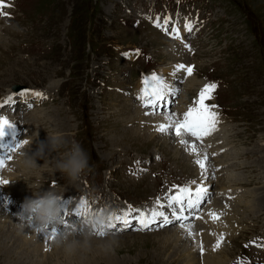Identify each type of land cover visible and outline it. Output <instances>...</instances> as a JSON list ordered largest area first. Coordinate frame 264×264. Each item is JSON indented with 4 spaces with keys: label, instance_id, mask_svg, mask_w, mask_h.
<instances>
[{
    "label": "rangeland",
    "instance_id": "rangeland-1",
    "mask_svg": "<svg viewBox=\"0 0 264 264\" xmlns=\"http://www.w3.org/2000/svg\"><path fill=\"white\" fill-rule=\"evenodd\" d=\"M199 3L212 10L213 14L208 15L206 27L196 38L198 49L192 59L199 69L200 78L210 75L224 80L217 97L228 111L221 134L224 131L222 135L226 140L233 135V144L229 146L232 153L225 164L226 168L234 165L233 179L239 183L236 187L245 190H241V199L235 198V202H231L232 208L227 204L217 208L210 191L228 185L230 179H225V176L218 179V174L213 172L215 182L205 202L194 209V218L197 223L202 219V224L204 218L195 216L214 205L213 209L219 215V220L214 222L223 229L230 224L227 239L221 245L225 251L222 252L225 255H221L226 257L225 264H240L243 255L247 262L264 264V151L257 152L256 148L257 145L264 148V0H202ZM124 4L127 0H20L14 17L4 20L0 16V97L21 86L33 90L48 89L53 98L34 108L39 109L37 115L41 113L43 117H36L33 121L29 113L36 111L34 109L24 114L26 122L35 123L28 129L38 137L34 139L33 148L26 153L32 155L40 141H47L43 138L46 137L44 132L47 136L57 134L64 141L45 161L37 157L38 166L31 168L25 166L23 158L19 163L21 167L15 164L27 146L17 147L11 152L7 165H11L12 171L15 167L20 171L14 177V173L11 174L4 185H16L13 187L16 196L12 199L17 201L19 209L26 197L51 188L64 193L79 191L80 194L93 190L94 194L103 193L107 202L113 194L117 211H120L123 199L136 203L156 199L160 193H166L165 183L172 180L171 176L168 179L167 173L187 180L199 176L197 164L189 165V160L184 163L174 152L178 143L174 134L152 133L150 130L152 134H146L147 127H142L136 118L126 119L127 109L132 108L129 104H133V100L126 105L125 100L129 98L115 89L112 93L109 88L124 79L123 64L115 51L118 44L142 45L156 56L157 63L173 60L167 50L170 42L151 28L142 31L145 25L140 24L134 33L129 28L130 34L123 31L120 17L128 15L122 9ZM214 14H218L217 19ZM71 16L73 18L70 19ZM243 32L248 41H253L258 35L262 41L263 54L259 51L256 60L250 53L254 48L249 49ZM168 69L161 66L159 70L165 73ZM134 83L137 84L132 76L118 86L127 88ZM194 92V88L183 86L181 99L190 101ZM28 138L31 134H27ZM73 142H78L86 150L91 166L75 181L69 180L59 170L54 171L55 161L68 151ZM2 185L0 192L4 190ZM234 191L236 195L241 194ZM74 196L71 199L62 197L61 200L66 224L77 223L78 220L73 209L80 196ZM66 211L69 214H65ZM63 227L61 224L58 231ZM8 228L12 232L15 230L14 226ZM2 229L0 264H81L98 259L96 252L82 242L71 249L61 245L58 247L61 251H52L53 240L48 239L49 236L39 235L40 240L35 242L31 229L27 228L21 232L25 240L31 236L27 246L14 247L13 237L10 238L6 227ZM158 230L143 234L133 229L114 233V242L111 235L106 236L111 241L109 251L119 258L128 257L124 264H190V260L188 262L184 257L185 251L176 247L172 238L170 242L154 243L159 238H154L153 234L166 228ZM16 233H20L18 228ZM99 238L104 237L96 239ZM159 244L165 246L160 248ZM10 247L13 251L9 250ZM187 247L185 245V249ZM31 257L35 261L30 260Z\"/></svg>",
    "mask_w": 264,
    "mask_h": 264
},
{
    "label": "snow or ice",
    "instance_id": "snow-or-ice-1",
    "mask_svg": "<svg viewBox=\"0 0 264 264\" xmlns=\"http://www.w3.org/2000/svg\"><path fill=\"white\" fill-rule=\"evenodd\" d=\"M5 0H0V9L5 7ZM0 15L7 16L8 13L0 11ZM171 17H166L161 22L160 17H156L153 21L154 25L157 28H160L167 35L172 36L174 39L183 40L181 36L180 29L176 26H172L171 31H169L168 25L171 21ZM185 30L191 32L193 30L192 24L189 22L185 24ZM185 47L190 49V45L185 43ZM136 54H139V50H135ZM125 55H129L126 53ZM194 66L177 64L173 68L172 76H176L178 73H185L186 75H191L193 73ZM141 89L137 97L141 101V107L147 109L145 115H161L164 117V121L156 125V131L161 134H174L179 138V143L182 146H187V150L192 154H196L199 157L198 149L195 142L189 141L188 138H194V140L202 141L204 137H207L216 130V125L218 124V113L215 109L218 105L209 104L207 101L213 98L216 88L218 85L215 83L205 84L204 87L200 90L197 99L193 102V105L189 106L188 109L182 114H177L174 111L170 110V105L175 103V97L179 94V89L174 88L169 82L162 77L161 75L152 72L149 74H142L141 77ZM37 97H42L41 92L35 91L32 93ZM13 98L9 96L5 103H12ZM4 105L0 104V107ZM11 126V122L7 117L0 116V137L5 135V127ZM27 141L17 142L15 148L20 147L23 144H26ZM15 148H9V152L13 151ZM215 155V153H213ZM10 156L0 157V168L5 166V161L10 159ZM159 157H157L158 159ZM208 155L205 153L202 158H197L195 163L201 169L202 175L207 172ZM7 181H2L0 184H6ZM197 181H192L191 185H173L172 189L175 191L172 192V189L169 191L172 193L167 195V206L173 208L172 219L165 215L163 204L159 198L156 200V206L151 209H143L134 207L131 204H128L125 209L120 210V214H114L112 217L113 223L108 225L109 228H117V223L122 225L119 229L121 231L127 230L133 226V221L139 224V228L135 229L138 231L149 230L153 224L157 223L159 218H163L162 223L159 225L161 227L168 224H172L174 221L180 222V227L185 228L188 235H193L191 225L185 224L184 221L188 220V216L184 215L185 211L188 209H198L202 203L205 202V197L208 194L209 189L200 185L198 187H192L196 185ZM81 207L74 208L73 211L79 215L84 216L89 210L88 201L81 199ZM175 206V207H173ZM178 210V211H177ZM65 214H69L67 211ZM210 216L213 219H219V215L216 213H210ZM62 222L65 223L62 218ZM57 235V230H51L48 236L55 238ZM223 237L221 236L218 239L217 244L214 246L218 248L222 241ZM252 243H255L253 241ZM247 247V245H246ZM201 253H203L202 243L199 245Z\"/></svg>",
    "mask_w": 264,
    "mask_h": 264
},
{
    "label": "bare ground",
    "instance_id": "bare-ground-1",
    "mask_svg": "<svg viewBox=\"0 0 264 264\" xmlns=\"http://www.w3.org/2000/svg\"><path fill=\"white\" fill-rule=\"evenodd\" d=\"M243 35H244V39H245V41H247V44L249 45V49H252L253 48V45H252V43L251 42H253V41H251V39H250V41H248V36L246 35V33L245 32H243ZM243 37V36H242ZM240 38V37H239ZM241 42V41H240ZM170 47H174V50L177 52V47H179V43H173L172 42V44L170 45ZM251 53V55H252V58H253V56L254 55H256L257 54V50L256 49H254V52L252 53V51L250 52ZM48 55V54H47ZM173 55H176V53H174ZM254 59V58H253ZM252 59V60H253ZM263 59H264V57H263ZM177 65V64H176ZM175 66V65H174ZM161 68V67H160ZM159 68V69H160ZM14 72V71H13ZM12 72V73H13ZM161 73H162V71H161ZM172 73V72H171ZM14 74V73H13ZM14 77V76H13ZM201 81H200V79H198L195 75H193V76H190V77H188L186 80H185V82H184V85L183 86H187L188 88L189 87H192V88H194L195 86H197V85H200L201 83H200ZM36 99H38V98H36ZM126 101V100H125ZM129 102H131V98H129L126 102H125V104L126 105H128L129 104ZM129 105H132V108H130L129 110L127 109V113H126V119L128 120V121H130L129 119H133V117L134 118H136L138 121H140L141 119H142V116H143V114H142V110L141 109H138L137 107H136V104H129ZM120 108H121V106H120ZM34 110H36V109H34ZM39 109H37L36 111H34V112H32V113H29L30 114V117L32 118V120L33 121H35V118L37 117H41L42 115H41V113H40V116L39 115H37V113H39L40 111H38ZM31 111H33V110H31ZM43 112V111H42ZM16 113L18 114V115H20V114H23V112H21V109H18L17 111H16ZM25 114V113H24ZM29 114H28V116H29ZM44 116V115H43ZM42 116V117H43ZM124 118V117H123ZM125 119V118H124ZM37 120V119H36ZM42 120V119H41ZM55 120V119H54ZM45 121V120H44ZM118 121V120H117ZM32 122V121H31ZM51 122V121H50ZM64 122V121H63ZM162 122H165L164 121V117L163 116H153V117H151V118H148V123L152 126V127H154V129L156 130V125L157 124H159V123H162ZM131 123V122H130ZM34 122H32V126H34ZM52 126V125H51ZM27 127H29V123H28V125H27ZM58 128V127H57ZM222 128H223V126H222ZM17 129L15 128V127H10V126H8V127H5V129H4V132H5V134H7V139L5 140V142L10 146V145H12V143L14 142V137H15V135L17 134V131H16ZM141 130V129H140ZM222 130V129H221ZM16 131V132H15ZM57 131H59V130H57ZM42 132V131H41ZM135 132V131H134ZM37 133V132H36ZM223 133H224V131H223ZM222 133V134H223ZM29 134H31V138H30V144H29V146L25 149V152H27V150H29V148H33L32 146H33V144H34V139H38V137H35V133H32V132H30L29 131ZM33 134V135H32ZM44 134H46V137H43L44 139H48V136H47V133L46 132H44ZM136 134V133H135ZM146 134H152L149 130H146ZM222 134H219V140H217V139H212V140H210V142L207 144V145H198V147L201 149V152H200V154H203L204 152H207V149H208V145H211L212 147H211V149H210V151H214V152H218V151H222V152H220V153H218V154H216L214 157H211L210 159L211 160H213V162H214V166H216V165H218V164H225L227 161H228V158L230 157V155H231V153H232V150H230V147L229 146H231L232 144H233V141H231V139H232V137H233V135L230 137V138H227V140H226V137L224 136V135H222ZM39 135H41L40 133H39ZM50 135V134H49ZM57 135V134H56ZM158 135V134H157ZM157 135H156V137H157ZM161 135V134H160ZM168 135V134H167ZM137 136H138V134H137ZM144 136V135H143ZM42 137V136H41ZM63 137H65V136H63ZM150 138V137H149ZM264 139V138H263ZM176 140V139H175ZM261 140V139H260ZM219 141L221 142L220 144H218L219 143ZM157 142V141H156ZM261 142V141H260ZM168 143V142H167ZM37 146H38V144H37ZM257 152H263L264 151V148L262 147V145H257ZM203 150H205V151H203ZM246 151H248V150H246ZM174 152L178 155L179 154V156H177V157H179V158H181L182 159V161L185 163V162H188V158H186L184 155H183V153L180 151V150H177V149H175L174 150ZM234 152V151H233ZM256 152V150H254V153ZM237 153L238 152H235V155H237ZM245 153H248V152H245ZM57 154V153H56ZM31 155V154H30ZM175 155V154H174ZM234 155V154H233ZM52 156H54V155H52ZM175 157V156H174ZM235 158V157H234ZM22 160V157H19L18 158V160L16 161V165L17 166H19V167H21V164L19 165V163H20V161ZM180 162V161H179ZM238 162V161H237ZM36 163H37V161H36ZM187 165V164H186ZM190 165V164H189ZM116 166V165H115ZM142 166V165H141ZM196 166V165H195ZM233 167H232V169H231V174L229 175V177H228V179H230V180H232V181H228V185H226V186H224V188L226 187V189L228 190V194H230L231 195V197H232V201H234V199H235V197L236 198H239V199H241L242 197H243V194L241 193V190H245V189H241L240 190V188H238V187H236V184H239V183H237L236 181H238L237 179H233V177H234V175H233V172L236 170V168H234V165H232ZM197 167H199V166H197ZM49 168V167H48ZM185 168V167H184ZM231 168V167H230ZM9 169H11V165H8L5 169H3V175H5V177H4V180H8L10 177H11V174H13V177L14 176H16L17 175V173H18V171H20L19 170V168H18V170L16 169V170H13L12 171V169H11V171H9ZM22 169H24V167H22ZM261 169V168H260ZM222 170H225V167H223V169ZM221 170V171H222ZM57 171V170H56ZM195 171V170H194ZM54 172V171H53ZM187 173V172H186ZM189 175H187V177H188ZM263 176V175H262ZM237 178V177H236ZM226 179V178H225ZM227 181V180H226ZM245 181V180H244ZM241 182V181H240ZM18 185H20V184H18ZM243 185V184H242ZM245 185V184H244ZM14 186H16V185H12V183H10L9 185H7V186H5L4 185V190L3 191H1L0 192V231H1V233H2V231H4L2 228H7V230H8V232H9V234H10V238H12L13 237V243H14V247H17L18 245H21V246H27V241L29 240H31V236L29 237V238H27L26 240L23 238V235H22V233L20 232L19 234H17L16 233V228H17V218L14 216V213L16 212V211H18L17 210V208L15 209V208H13L10 204H9V206L7 207V209L4 207V199L6 198V197H8V198H13V197H15L16 196V194H15V191H13V187ZM200 186V185H199ZM205 186V185H204ZM72 187H73V185H72ZM71 187V189L73 190V188ZM192 187H196V186H193L192 185ZM220 188V187H219ZM234 189L237 191V192H239V193H241L240 195H237V196H235L236 194H235V191H234ZM75 191H77V190H75ZM256 191V190H255ZM246 192V191H245ZM256 193V192H255ZM111 195V194H110ZM257 195V194H256ZM258 197H259V195H258ZM209 198H210V196H209ZM114 200V198H113V194H112V196H109V201H113ZM238 200V199H237ZM237 200H236V202H237ZM231 201V202H232ZM244 201V200H243ZM251 201V200H250ZM4 202V203H3ZM13 202H14V204L16 205V207H18V205H17V201H15V200H13ZM213 202V201H212ZM235 202V201H234ZM242 202V201H241ZM250 203V202H249ZM264 203V202H263ZM211 204V203H210ZM215 205V204H214ZM214 205H212V206H209L207 209H206V213H205V215H204V219H203V223L202 224H206V225H209V226H211V225H215L216 227H219V224L218 223H214V220L215 219H213L211 216H210V213H212V212H214L215 213V211L216 210H214L213 209V206ZM228 205V204H227ZM226 205V206H227ZM216 207H217V204L215 205ZM235 206V205H234ZM237 206V205H236ZM235 206V207H236ZM204 207H205V205H204ZM225 207V206H224ZM224 207H222V210L221 211H223V208ZM230 208H232L231 207V204H230V206H229ZM251 207V209H252V206H250ZM256 207V206H255ZM13 208V209H12ZM218 208V207H217ZM237 208V207H236ZM16 211H15V210ZM250 209V210H251ZM254 209V208H253ZM229 210L230 209H228V212L227 213H229ZM245 210V209H244ZM220 211V212H221ZM224 211H226V209L224 210ZM232 211V210H231ZM234 211V210H233ZM218 213V212H217ZM216 213V214H217ZM236 213V212H235ZM254 213H255V211H254ZM196 214V213H195ZM232 214V213H231ZM220 216H222V215H220ZM229 217V216H228ZM231 217V216H230ZM202 218V217H201ZM225 218V217H224ZM226 219V218H225ZM227 219H229V218H227ZM234 219H237V218H235L234 217ZM202 220V219H201ZM200 220V221H201ZM219 220V219H218ZM224 220V219H223ZM222 220V221H223ZM232 220H233V218H232ZM200 221L198 222V223H200ZM216 221V220H215ZM221 221V220H220ZM238 221V220H237ZM219 222V221H218ZM244 222V221H243ZM220 223V222H219ZM225 223H227V222H225ZM233 223V222H232ZM241 223V222H240ZM15 224H16V226H15ZM228 224V223H227ZM239 224V223H238ZM241 225V224H240ZM243 225V224H242ZM13 227L14 226V232H12L8 227ZM233 226V225H232ZM235 226V225H234ZM152 227V226H151ZM224 228H225V226H224ZM28 229V228H27ZM235 230V229H234ZM25 231H26V229H25ZM196 231H198V233H199V236H198V241H200L201 243H202V245H203V249H204V251H203V253H202V256L199 258V260H200V262H201V264H225L226 263V257L224 258V257H222L221 255H225L224 253H222L221 254V252H225L224 251V248L221 250V248H220V246L218 247V248H215L214 246H215V244H217V241L218 240H216L214 243H212V244H206V240H205V238L206 239H208V235L209 234H206L205 235V237H204V235H203V233H202V231L197 227V229H196ZM228 231H229V229H228ZM231 232V231H230ZM234 232V231H233ZM0 233V234H1ZM29 234V233H28ZM31 235H32V238L34 239V241L35 242H37V241H39L40 239H39V235H37V234H35V233H31ZM40 235H42L43 236V234H40ZM154 235V238L155 237H158L159 238V240L157 241V242H154L155 244L156 243H161V242H163L164 240H167L168 242H170L171 241V239L170 238H172L173 240H177L179 237L176 235V233L172 230V229H170V228H168V229H166L165 231H163L162 230V232H160V233H158V234H153ZM152 235V236H153ZM171 237H170V236ZM233 235V234H232ZM234 235H235V233H234ZM109 237V236H108ZM108 237H104V238H99V239H96V238H91L90 240H89V242L86 244L87 246H89L90 247V249H93L94 250V252H96V255H97V257H98V259H95V260H93L92 262H89V263H93V264H124V263H126L127 262V258L126 257H122V258H119L118 256H116V255H112L110 252L111 251H109V245L111 244V241H109V240H107V239H109ZM231 237V236H230ZM48 239H50V240H53L54 238H52V237H50L49 236V238ZM112 239V238H111ZM227 239V238H226ZM46 240V239H45ZM116 242V241H115ZM42 243H44V242H42ZM41 243V244H42ZM200 243V244H201ZM32 244V243H31ZM53 244V246H52V248H53V250L52 251H55V252H59V251H61V250H59V246H61V245H57V244H55L54 242L52 243ZM125 244H126V242H125ZM47 245H48V242H47ZM85 245V244H84ZM160 245V248H163L164 246H165V244L164 245H161V244H159ZM176 245V244H175ZM158 246V245H157ZM33 247L37 250L38 248L37 247H35L34 245H33ZM89 247H87V248H89ZM177 247V246H176ZM86 248V249H87ZM7 250V249H6ZM10 251H13L12 250V248L10 247V249H9ZM17 250V249H16ZM186 250V252H187V255L188 256H190V259L189 258H185V259H187L188 260V262H189V260H190V264H196V262L198 263V264H200L199 263V260L197 259V257H196V254L194 255L193 253H192V251H191V249L189 248V247H187V249H185ZM217 251H219V253H220V255H219V253H217ZM181 252H183V251H181ZM172 254V253H171ZM23 255V254H22ZM44 255V254H43ZM157 255V254H156ZM170 254H168V256H169ZM26 256V255H25ZM37 256V255H36ZM171 256H173V254L171 255ZM175 256V255H174ZM173 256V257H174ZM30 257V256H29ZM185 257V256H184ZM153 258V257H152ZM183 258V257H182ZM195 259H197V261H195ZM229 259V258H228ZM30 260H34L32 257L30 258ZM29 261V260H28ZM35 261V260H34ZM85 261V260H84ZM86 263H81V264H89L88 263V261H85ZM130 263H132V262H130ZM229 263V262H228Z\"/></svg>",
    "mask_w": 264,
    "mask_h": 264
},
{
    "label": "clouds",
    "instance_id": "clouds-1",
    "mask_svg": "<svg viewBox=\"0 0 264 264\" xmlns=\"http://www.w3.org/2000/svg\"><path fill=\"white\" fill-rule=\"evenodd\" d=\"M30 143L27 141L26 144ZM64 141L59 135H49L47 141H40L36 151L32 155L21 152L23 163L26 167L31 168L38 166L36 158H42L44 161L52 151H56L63 145ZM89 157L86 150L78 142H73L68 151L54 163V171L59 170L66 175L69 180L75 181L80 178L82 173L89 169ZM11 171V169H9ZM7 181V180H0ZM8 182V181H7ZM30 187V186H29ZM63 194L49 188L46 191H37L29 197H26L20 206V209L14 213L17 218V228L20 232H24L26 228L31 232L48 236L51 230H57L54 243L64 245L71 249L79 243L87 244L93 235L106 237L109 236L107 229L112 222L115 210H111L105 206L101 210H91L86 212V219L81 224L76 222L63 223L61 215L63 205L61 204ZM13 201L6 197L4 207ZM81 207L80 201L76 208ZM63 224L62 230L58 231L59 226ZM115 234H111L114 242Z\"/></svg>",
    "mask_w": 264,
    "mask_h": 264
}]
</instances>
